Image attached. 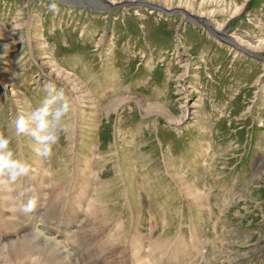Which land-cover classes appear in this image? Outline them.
<instances>
[{"label": "rangeland", "instance_id": "rangeland-1", "mask_svg": "<svg viewBox=\"0 0 264 264\" xmlns=\"http://www.w3.org/2000/svg\"><path fill=\"white\" fill-rule=\"evenodd\" d=\"M107 1L142 6L0 0V132L35 169L0 188V242L55 236L67 220L57 239L87 230L85 247L107 252L116 239L120 264H264V0ZM49 85L72 110L45 158L14 120L41 106ZM29 197L35 222L19 211ZM94 215L105 219L90 227ZM8 254L0 264L71 263Z\"/></svg>", "mask_w": 264, "mask_h": 264}, {"label": "bare ground", "instance_id": "bare-ground-1", "mask_svg": "<svg viewBox=\"0 0 264 264\" xmlns=\"http://www.w3.org/2000/svg\"><path fill=\"white\" fill-rule=\"evenodd\" d=\"M64 1H66V2H70V3H77V4H79V5H82V6H90V7H94V5L91 3V2H88L89 0H87L86 2H85V0H77V1H75V0H64ZM91 1H93V2H95V3H99L100 5L102 4V6H103V8H106V9H109V8H113V7H116V6H132V5H138V6H136V7H140V6H142V5H140V4H137L138 2H125V3H119V4H114L113 2H109V1H107V0H91ZM146 4H148L147 6H143V7H145V8H148V6H151V5H153L154 7L152 8V9H150V10H155L156 8L158 9V10H160V12H164V13H172V12H175V9L174 10H172V9H170V8H164V7H162V6H159V5H156V4H154V3H151V2H148V3H146ZM170 5V4H169ZM99 6V5H98ZM100 7V6H99ZM172 10V11H171ZM176 11H180V10H176ZM159 12V11H158ZM181 12V11H180ZM188 14V13H187ZM189 16V18H191V20H196V19H200V21L201 22H203L205 25H206V27H208L209 28V31L212 33V34H215L216 32H217V28H215L209 21H206V20H202L201 18H199L198 16H193V15H188ZM188 18V19H189ZM2 29V28H1ZM219 33V32H218ZM232 45H234V46H236V47H239L238 46V44L235 42V41H233V40H231L230 39V41H229ZM240 48V47H239ZM241 49V48H240ZM257 56V55H256ZM49 64V63H48ZM50 67V66H49ZM69 75V74H68ZM70 77V76H69ZM72 79V78H71ZM68 81V80H67ZM71 81V80H70ZM72 82V81H71ZM70 83V82H69ZM78 85V84H77ZM79 86V85H78ZM77 87V86H76ZM79 88V87H78ZM75 89V88H74ZM79 90V89H78ZM75 91V90H74ZM81 92V91H80ZM81 95V94H80ZM86 96V95H85ZM192 106V105H191ZM149 107H151V108H153V109H156V110H160V112L162 113V112H164V110L165 109H163V107L162 106H160V105H151V106H149ZM147 110V109H146ZM145 110V111H146ZM157 111V112H158ZM147 112V111H146ZM112 114V113H111ZM168 115V114H167ZM73 131V130H72ZM72 135V134H71ZM70 137V136H69ZM86 178H88V177H86ZM75 179V178H74ZM77 180H75V182H73L72 181V183H73V185L71 184V186L73 187V188H79L80 187V185H79V183L78 182H76ZM84 182L86 181V180H83ZM84 184V183H83ZM85 185V184H84ZM81 186V188L82 189H84L85 190V186ZM98 185V184H97ZM96 185V186H97ZM95 186V187H96ZM99 187V186H98ZM101 187V186H100ZM99 187V188H100ZM97 188V187H96ZM96 190V189H95ZM100 191V193H101V191L102 190H99ZM57 191L55 190V193H56ZM85 192H86V190H85ZM99 193V192H98ZM102 194V193H101ZM194 194V193H193ZM59 195V193L57 194V197H59L58 196ZM98 197H99V194L97 195ZM57 199V198H56ZM75 200V199H74ZM76 201V200H75ZM81 201L79 200V201H76L75 202V204H74V206L75 207H78V205H79V203H80ZM108 204V203H107ZM91 205V204H90ZM86 206V205H85ZM93 206V205H92ZM96 207V206H95ZM105 208V207H104ZM80 210V209H79ZM98 210V209H97ZM102 210V209H101ZM100 210V211H101ZM39 211V209L36 207V210L34 211V212H32L31 214H29L30 216H33L31 219H33L34 220V222L35 221H37L36 220V216L38 217V215H37V212ZM99 211V210H98ZM103 211V210H102ZM93 212V211H92ZM89 213H90V211H89ZM99 213V212H98ZM111 213V212H110ZM100 214V213H99ZM104 214V213H103ZM20 215L23 217V219H27L28 218V215H25V214H23V213H20ZM34 215H36V216H34ZM91 215V214H90ZM98 215V214H97ZM120 215V214H119ZM84 217V216H83ZM91 217H93V216H91ZM86 218V221H87V223H90V227H91V225L92 224H95L96 222L97 223H102L103 221H104V219H105V217H104V219L103 218H101V216L100 217H98V216H96L95 217V215H94V217H93V219L92 218ZM85 219V218H84ZM84 221V220H83ZM117 221V220H116ZM60 222H61V224L59 223V224H57V225H54L55 226V229L54 230H52V233H54L55 234V236H52V235H47V234H45L43 231H41V230H34V231H31V232H28V233H22L21 235H19L18 236V238L17 239H8V240H6L5 242H0V255L2 254V251H5V250H7V253H9L8 254V258H10V257H12V258H15V256L18 254H22V255H24L25 257H27V256H30V255H33L34 253L36 254V253H39V255H40V259H42V261L44 262V261H47V262H54L55 261V258H57V259H59V260H61L62 262H64L63 260L65 259V258H67L69 255H70V253L68 252L69 250L68 249H66V245H65V243L66 242H73L74 244V246H73V249H72V247H71V249L73 250V255H70L68 258H69V260L71 261V263L70 264H120V263H118L116 260H118V257H117V255H118V253H120L119 252V250H118V245L119 244H117L118 242H115L116 241V239L115 240H113L112 241V239H111V241H112V245L110 246L111 248L110 249H108V250H110L109 252H107L106 250H100V249H98L97 247L95 248L93 245H88L87 247H85L86 245H87V243H86V245H84V243L83 242H86V241H83V239L86 237V235L88 234V232L89 231H87V230H85V232L84 233H82V235L84 234V237H82L83 239L82 240H80L79 238H77V236H75V235H73V236H69L70 237V239L68 238V240H64V239H62V240H59V239H57L59 236L61 237H63V235L65 236L66 235V232L67 231H69L70 229V227H72L73 226V224H75L73 221L72 222H70V221H67V220H60ZM114 222V221H113ZM83 223V222H82ZM92 223V224H91ZM99 223V224H100ZM118 223V222H117ZM119 223H121V221L119 222ZM50 224H54V222L52 221V218L50 219L49 217H47V218H44V223H43V225L44 226H49ZM105 224V223H104ZM38 225V224H37ZM101 225H103V224H101ZM121 225V224H120ZM131 225V224H130ZM93 226H95V225H93ZM93 226H92V228H93ZM97 226V225H96ZM98 226H100V225H98ZM98 226H97V228H98ZM112 227V226H111ZM115 227V226H114ZM120 227V226H119ZM0 228L1 229H4V225H0ZM101 228H103V226L101 227ZM116 228V227H115ZM88 229V228H87ZM96 229V228H95ZM117 229V228H116ZM115 229V230H116ZM90 230V229H89ZM93 230L94 229H92V232H93ZM120 230V229H119ZM77 231V230H76ZM95 231H97V230H95ZM94 231V232H95ZM103 231V230H102ZM117 231V230H116ZM90 232H91V230H90ZM107 232V231H106ZM113 232V231H112ZM125 232V231H124ZM136 232V231H135ZM109 233V232H108ZM118 233V232H117ZM73 234V233H72ZM71 234V235H72ZM90 234H92V233H90ZM89 234V235H90ZM96 235V234H98V233H93V235ZM101 234V233H100ZM102 234H103V232H102ZM110 234V233H109ZM114 234V233H113ZM112 234V235H113ZM130 234V233H129ZM124 235V234H123ZM67 236V235H66ZM102 236H104V235H102ZM107 236V235H106ZM111 236V235H110ZM114 236V235H113ZM136 236V235H135ZM91 237H93V236H91ZM109 239V238H108ZM113 239H114V237H113ZM86 240H87V238H86ZM88 240H89V237H88ZM91 240V239H90ZM106 241V240H105ZM122 241V240H121ZM89 242V241H88ZM127 242V241H126ZM109 243V242H108ZM105 244V243H104ZM94 245H95V242H94ZM106 245V244H105ZM97 246V245H96ZM81 250H83V252L81 253ZM111 252V253H110ZM127 253V252H126ZM121 254V253H120ZM135 255V257H136V260H140V254L139 253H135L134 254ZM144 256H147V253H145L144 254ZM153 256V255H152ZM3 258H4V256H3ZM145 258V257H144ZM113 261V262H112ZM35 262V261H34ZM42 262V263H43ZM15 263L16 264H19V261L17 260V259H15ZM65 263V262H64ZM128 263V262H127ZM36 264V263H35ZM43 264H45V263H43ZM123 264V263H122ZM145 264V263H144Z\"/></svg>", "mask_w": 264, "mask_h": 264}, {"label": "clouds", "instance_id": "clouds-1", "mask_svg": "<svg viewBox=\"0 0 264 264\" xmlns=\"http://www.w3.org/2000/svg\"><path fill=\"white\" fill-rule=\"evenodd\" d=\"M49 9L51 11L57 9L55 0L49 5ZM47 92L48 95L41 106L27 115H19L14 120L17 134L31 137L40 146L36 148L37 154L45 158L53 154V146L58 144L60 134L67 132L66 118L72 110V104L63 88L57 89L54 85H49ZM10 145V138L0 132V188L9 192L14 190L11 185L23 181L35 171L27 161L16 156ZM19 195L23 197L25 193L21 191ZM36 207V198L29 197L26 202L21 203L19 211L29 215Z\"/></svg>", "mask_w": 264, "mask_h": 264}, {"label": "water", "instance_id": "water-1", "mask_svg": "<svg viewBox=\"0 0 264 264\" xmlns=\"http://www.w3.org/2000/svg\"><path fill=\"white\" fill-rule=\"evenodd\" d=\"M142 4H143V6H147V4H146V2H142ZM132 6H138V5H132ZM119 7H121V5L120 6H116V7H113V8H119ZM154 6L153 5H151V6H148V9H152ZM155 10H157V11H159L160 12V10H158L157 8L155 9ZM197 21H192V22H198L199 24H202V25H204V26H206L203 22H201L200 21V19H196ZM251 54V53H250Z\"/></svg>", "mask_w": 264, "mask_h": 264}]
</instances>
